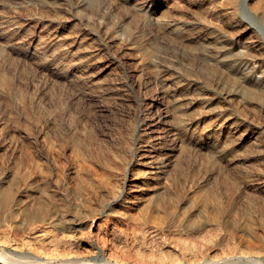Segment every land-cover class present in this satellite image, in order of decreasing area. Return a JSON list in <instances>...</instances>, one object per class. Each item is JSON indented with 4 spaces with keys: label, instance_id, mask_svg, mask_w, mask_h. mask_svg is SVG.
I'll return each mask as SVG.
<instances>
[{
    "label": "rangeland",
    "instance_id": "obj_1",
    "mask_svg": "<svg viewBox=\"0 0 264 264\" xmlns=\"http://www.w3.org/2000/svg\"><path fill=\"white\" fill-rule=\"evenodd\" d=\"M145 1L147 0H0V42L2 45H0V69L4 71L9 80L0 89V134L13 140L17 146L14 152L6 151L5 147L0 149V177L8 175L9 184L18 194V198L25 199L26 197L24 186L30 183L31 153L36 155L39 165L44 168L48 155L51 152H57L56 154L60 155L57 163L59 167H63L65 174L71 172L73 167L78 165L79 160L80 163L83 162L81 156H78L80 154L73 149L74 138H78V135L79 141L83 142L81 143L83 150L86 152L93 150L96 158L100 155L106 156L112 163H123L130 157L132 158V147L140 137V131L137 128L140 124L139 117L145 113L143 109L145 104L150 105L156 101L159 103L154 109L157 121L159 112L162 113V122L151 125L150 129L152 130V141L156 143V153L159 154L161 150L169 153L167 162L172 164L170 167H173V163L185 166L187 174L198 182H201L202 178L210 173V169L217 163L216 159L214 163L209 162V149L203 143L204 137L198 133L192 135L190 125L187 130L174 125L173 104L181 101L182 110L186 111L188 119L193 120L198 117L201 102L208 103L213 94L216 98L212 107L216 113L215 116L211 115L212 121H215L221 111L225 113V116L230 114V110L226 108L229 103L219 91L221 87L217 88L218 92L213 90L208 94L202 73L206 70H221L223 67H228L224 59L240 63L241 51L233 47V42H237L240 49H245L250 41H259L264 36V30L261 29V26H264L262 10H256L254 17L246 12L241 3L234 8L228 0H218L213 3L209 0L201 4H197L195 0ZM143 5L145 9H141ZM205 17L207 23L204 22ZM146 19H151L152 25H147ZM208 26H211V30H208ZM176 28L183 29L181 34L183 37L175 32ZM210 31L213 33L211 34ZM215 36L218 38L221 36V38L214 40ZM7 44L9 47H6ZM13 45L15 48L12 47ZM152 49V52L149 51ZM146 52L151 53V58L145 56ZM10 56H12L11 59H9ZM138 61L142 63L140 62L139 65ZM137 68H143L142 72H137ZM33 113H35L34 116ZM211 117H204L198 121L197 129L200 131L203 129L204 132L207 128L209 129L207 125ZM45 131L53 138V142L47 143L41 140ZM37 134H41L38 140L35 139ZM143 142L140 143L143 145L142 151H150L152 143ZM87 144L91 145V148ZM126 146H128L127 149ZM54 148L57 150L55 151ZM26 151L30 155L27 156ZM252 151L254 149L250 147L242 153ZM255 152L257 153L256 150ZM115 157H119V160ZM150 157L143 159L151 164ZM96 158L92 160V164L99 168ZM246 163L260 165L261 160L254 158ZM51 166L55 168V165ZM148 166L156 167V164ZM102 172L103 169L100 167L97 174L90 175L93 176L91 180L95 182L91 181L92 192L90 191V195L87 196L91 198L87 202L85 195L74 187L66 189L64 185H61L60 189L53 184L50 187V191L58 193L64 199L63 202L67 203V211L82 218L81 224H76L74 229L72 227L69 230L85 239L90 238L93 233V229L88 224L92 218L90 216H95L98 221L103 220L104 217L105 219L110 218L112 221L108 222L107 227L113 228V221L116 222L115 218L118 216L117 210L122 209L120 199L113 201L116 197L110 191L111 187L104 183L101 184L99 176ZM67 176L65 175L64 178L70 179V174ZM173 176L176 182L184 177L182 173H175ZM218 178L220 180L217 182L212 178L209 184L203 182L201 186H208L211 183L220 190L222 200L235 201L233 205L235 209L232 212L229 209L223 211L224 218L251 233H259L264 238V228L259 221V204L262 199L264 200V187H261L260 192L254 196L238 192L229 194L226 191L227 181L224 182L225 179L221 176ZM179 189L181 190V187H178ZM182 199L186 200V198ZM111 202L115 205L112 211L108 207ZM197 205L201 206L200 212L205 215L214 203H209L206 208H203L201 203ZM248 215L253 216L254 221H247ZM145 220L144 218L141 220L142 223L139 221L137 224L136 220H129L128 223L118 222V226L116 225L119 228L118 232L123 230L122 234L125 231L128 234L122 235L124 239L121 236L115 245L119 247L118 244H120L125 254L132 250L136 251V249L140 252L142 246H144L142 247L143 253H151L150 249H153L152 253L154 254L155 251V255L164 254L163 252L167 253V247L170 248L169 251L175 253L177 250L171 247L172 241L170 240L172 239L164 233L154 236V239L150 238L151 236H143L145 240L142 234L138 233L139 239L137 235L134 239L137 230L143 228L151 231L152 223ZM145 222L146 225H144ZM155 237H158V240ZM140 238L146 245L154 240L155 245L151 243L146 246ZM159 241L164 242L160 244ZM164 243L165 246H161ZM150 245L152 248L148 247ZM87 249L89 250L90 247ZM79 250L83 251L82 248ZM237 262L234 264H243L241 261Z\"/></svg>",
    "mask_w": 264,
    "mask_h": 264
},
{
    "label": "bare ground",
    "instance_id": "obj_2",
    "mask_svg": "<svg viewBox=\"0 0 264 264\" xmlns=\"http://www.w3.org/2000/svg\"><path fill=\"white\" fill-rule=\"evenodd\" d=\"M206 1L209 0H195L194 2L201 4V2ZM211 1L213 3V1L217 2L218 0ZM145 2H150V0ZM228 2L233 5L234 8L238 7V4L241 3L246 12L254 17L256 16V10L260 9L263 13L262 17H264V0H228ZM22 6L24 5L22 4ZM141 9H145V6H141ZM206 17L204 20L207 19ZM216 19L217 17L215 20ZM150 20L146 19V24L149 26L152 25ZM178 22H180V20ZM204 22H206V20ZM204 22L202 21V23ZM162 23L164 22L162 21ZM261 29L264 30V26H261ZM208 30H211V26H208ZM161 31L163 30L161 29ZM175 32L180 36L183 33V29L176 28ZM210 33L212 34L213 32L210 31ZM163 34L164 33H162V35ZM220 38L221 36H219V38L215 36L214 40H219ZM175 39L176 38L174 37V40ZM70 40L68 42H70ZM8 43L10 44L9 41ZM13 43L15 44V42ZM218 46L220 45L218 44ZM6 47H9L8 44ZM6 47L3 48L8 50ZM12 47H14V45ZM233 47L238 48L239 51H241L240 63L224 59V62L227 63L228 67H223L221 70L219 68V70H206L202 73L206 83L205 89L208 94L209 92L212 93L213 90L218 92L217 88L221 87L219 91L221 95H223L225 101L229 103V106L226 105V108L227 110H230V114L225 116V113H222L221 111L215 118V121H212L211 115L215 116L216 113V111L214 113V108L212 107L214 99L216 98L213 97V94L210 96L208 103H206V101L201 102L202 106L197 115L198 117L193 120L191 119L192 121L190 118L188 119L186 111L182 110L183 104L181 101L173 104L174 116L172 117L174 125L176 124L177 127L186 130L190 125V133L192 135L198 133L201 137H204L203 143L205 147L209 149V162L214 163L215 159L217 160L215 166L210 169V173L204 176L201 182L191 178V175L189 176L187 174L185 166H182L181 164L175 165L173 163V167H170L172 164L167 162V156L169 153L167 154L162 150L159 154L156 153V143L152 141L153 136L151 132L152 130L150 129L152 127L151 125L156 124L157 122H162V113L159 112V119L157 121L154 112L155 107L159 105L158 101L151 103L150 105L149 103L145 104V108H143L145 113L139 117V126L136 125L140 131V137L132 147V158L130 157L123 163H112L108 157L102 155L96 158L93 150H89V152H92L93 154L84 151L81 144L83 142H80L78 139L79 135L78 138H74L73 149L80 154L78 156H81L83 162L80 163L79 160L80 164L78 163L77 166L73 167L71 172L66 174L64 173L63 167H59L57 163L58 156H60L59 154H56L57 152H51V154L48 155V161H46L47 163H44L46 166L42 168L36 160V155H33L32 153L30 155L28 149L26 152H28L27 156L28 154L30 155L32 171L30 173V181L28 180L30 183L24 186L26 195L25 199L18 198V194L12 185L9 184L10 178L8 179L7 174L0 177V264H234L237 261H241L243 264H263V236L259 233H251L243 227L236 226L234 222H231L228 219L226 220L223 211L229 209V211L231 210L230 212H232L235 209L233 208L235 201L229 200L227 202L226 200H222L220 197V190L211 183L208 186H201L203 182L209 184L212 178L217 182L220 180L218 177L221 176L225 179L223 180L224 182L227 181L226 191H228L229 194L238 192L239 194L246 193L254 196L256 193L260 192L261 187H264V36L261 37L259 41H250L245 46V49H240L237 42H233ZM149 51L152 52L153 49ZM10 53L8 54L10 55ZM17 54L19 53L17 52ZM6 55L4 54L5 57ZM11 55L13 56V53ZM12 56H10L9 59H11ZM145 56L151 58L152 55L150 52H146ZM140 62L141 61H138L137 64L140 65ZM143 68H137L136 71L140 73ZM8 81V77L4 71L0 69V89L1 86L7 84ZM167 101L170 100L168 99ZM34 114L35 113H33V116ZM204 117H211L207 125L209 129L206 127L207 130L205 132L202 131L203 129L201 131L198 130L196 125L199 123L198 121ZM256 133L258 134L255 137ZM134 134L135 133H133V135ZM39 137H41V134H37L35 139L38 140ZM41 140L46 141L47 143L54 141L53 138L47 134V131L42 134ZM143 141L152 143L150 151H142L143 149L141 148L143 145H140V143ZM89 146V148H91V145ZM3 147H5L6 151L14 152L17 150V146L13 143V140L3 137V135L0 134V149H3ZM127 147L128 146H126V149ZM250 147L253 148L254 151L250 153L246 152L245 154L242 153L243 151L250 149ZM51 148L53 149V147ZM54 149L55 151L57 150L56 148ZM213 152L216 155H212L214 154ZM120 154L121 153L119 152V156ZM144 157H150L151 164H148L146 160L143 159ZM95 158L98 161V167L103 169L102 174H100L101 176H99L101 184L104 183L111 187L110 191H112L116 197L113 201L120 199L119 203H121L120 205L122 209L117 210L118 216L115 218L116 222L113 221V228H109V226L107 227L108 222L112 221L110 218L106 217L105 219L104 217L103 220L98 221L95 219V216H90L92 218L88 224L90 225L89 227L93 229V233L90 238L85 239L80 237V235L78 236L76 232L69 230L72 227L74 229L76 224H81L83 222L82 218L67 211V203L65 204L63 202L64 199L58 193H54L52 190L50 191V187L52 184L59 188L61 185H64L66 189L74 187L75 189H78L81 194L85 195L87 198H85V200L87 202V200H90L91 198L90 196H87L90 195L91 187H93L92 182H95V180H91L93 176L91 177L90 175L97 174L99 169L92 164L94 161L93 159ZM113 158L112 160L114 161ZM116 158L119 160V157H115V159ZM254 158L261 160V166L246 163ZM154 163L156 164V167L148 166ZM51 165H55V168L57 167V169ZM64 166L66 165L64 164ZM91 170H93V173H91ZM175 173H182V175H184L181 181L178 180L176 182V178L173 176ZM68 174H70V179L64 178L65 175L68 177ZM178 187H181V190H178ZM191 192L192 196H190ZM182 198H186V200L183 201ZM198 203H201L203 208H206L209 203H214V205L207 210L205 215H202L200 212L201 206H198ZM259 205V221L264 228L263 199ZM108 207L112 211L115 208V205L111 202ZM144 218L152 223L151 225H153V227L151 231L146 228V230L143 228L142 230L136 229L137 234H134V237L137 235L139 239V233V235L142 234V237L151 236L150 238L154 239V236L164 233L167 236L169 235L172 239L170 240L173 243H171V247H173L174 250H177L175 253L174 251H169L170 248L168 249V247H165L167 253L160 249V251L166 255L159 253V255H155V251L154 254L152 253L153 249H150L152 250L151 253H143L142 247L144 246L141 247L140 245L142 243H139L142 253H140L141 251L137 252L138 250L136 249V251L132 250L130 253L126 252L127 254H125L121 248L122 246L120 247V244H118L119 247L115 245L118 243L116 241H118L122 235L127 233L125 231V233L122 234L123 230L118 232V222L128 223L129 220H136L137 222L135 221V223L137 224L139 221L142 223L141 220ZM246 219L247 221H254V218L251 215H248ZM144 225H146V222ZM138 229H140V227H138ZM130 235L132 236V234ZM125 239H127L126 236ZM143 239L145 240L144 237ZM143 239H141L142 242L144 241ZM176 241L178 242L176 243ZM134 242L136 243V240ZM138 242L140 241L138 240ZM162 242H160V244ZM151 243L153 244L154 240ZM151 243L148 242L147 245ZM165 243L161 246L164 247ZM89 247L90 249L88 250L87 248ZM148 247H151V245ZM81 248L83 251L79 250ZM120 248L122 250H120ZM150 250L147 251L150 252ZM157 250L159 249L157 248Z\"/></svg>",
    "mask_w": 264,
    "mask_h": 264
}]
</instances>
